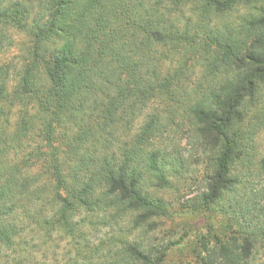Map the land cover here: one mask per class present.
I'll return each instance as SVG.
<instances>
[{
  "label": "clouds",
  "instance_id": "1",
  "mask_svg": "<svg viewBox=\"0 0 264 264\" xmlns=\"http://www.w3.org/2000/svg\"><path fill=\"white\" fill-rule=\"evenodd\" d=\"M0 264H264V0H0Z\"/></svg>",
  "mask_w": 264,
  "mask_h": 264
}]
</instances>
